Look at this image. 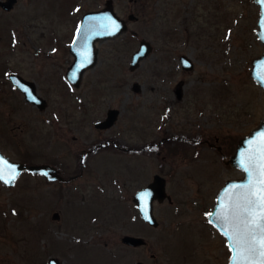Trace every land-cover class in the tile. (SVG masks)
I'll use <instances>...</instances> for the list:
<instances>
[{
    "label": "rangeland",
    "instance_id": "obj_1",
    "mask_svg": "<svg viewBox=\"0 0 264 264\" xmlns=\"http://www.w3.org/2000/svg\"><path fill=\"white\" fill-rule=\"evenodd\" d=\"M105 1L17 0L11 11L0 9V149L78 175L60 184L24 171L12 187L0 183V264H47L49 257L61 264H178L183 250L200 247L215 264L230 250L207 215L225 182L244 176L223 159L264 119V92L250 74L251 60L264 52L259 7L254 0H112L128 28L96 43L95 66L73 88L65 78L70 42L82 14ZM141 39L153 50L130 71ZM181 54L191 70L182 69ZM10 73L39 84L50 111L26 104ZM61 108L69 150L57 137L38 147L52 133L49 113ZM109 108L119 115L101 132L94 123ZM156 173L177 206L155 202L153 227L132 196ZM124 235L146 244L125 246Z\"/></svg>",
    "mask_w": 264,
    "mask_h": 264
},
{
    "label": "water",
    "instance_id": "obj_2",
    "mask_svg": "<svg viewBox=\"0 0 264 264\" xmlns=\"http://www.w3.org/2000/svg\"><path fill=\"white\" fill-rule=\"evenodd\" d=\"M254 1L259 6V15L257 20L258 28L256 34L258 39L264 45V0ZM16 2L17 0H2L0 1V8L5 11H10L13 9ZM127 19L129 21H136L137 17L130 13ZM127 28L128 26L126 21L115 13L112 0H106L104 7L100 10L88 11L84 13L77 33L70 44V51L74 56V62L66 71L67 80L75 87H78L81 83L84 71L93 67L97 61V49L95 47V42L119 36L124 33ZM152 49L153 47L148 40L141 39L137 49L133 51L131 55L129 70L134 71L137 69L140 66V62L152 52ZM180 63L184 70H191L193 68V62L185 55H181ZM251 65V77L257 84L263 87L264 92V52L261 55L254 57L251 60ZM73 74H75V76ZM9 79L13 86L18 88L24 94V98L27 102L36 104L40 108L44 107L45 101L38 95L33 82L24 79L16 73L10 74ZM132 89L133 91H137L139 89V84L136 82L133 83ZM178 97H180L179 93ZM118 115V109H110L108 110L106 118L102 122L96 123L95 126L100 129H107L115 123ZM261 133H264V119H262L258 126L252 129L248 135L239 139L234 153L228 159H223L224 163L230 164L232 167L241 170L244 173V176L241 179H230L225 182L224 186L219 190L216 196L212 211L208 215L209 222L212 223L222 235V224L217 219L221 211V202L227 201L228 197L226 195V190L231 191L229 187L230 185H241L247 182L248 174L243 170L241 160L247 159L250 147H255V144H250V141H256ZM24 169H27L34 174H40L48 181L54 182L62 180L58 171L50 165L39 164L27 166L18 162L10 161L0 152V181L4 186H13L16 179ZM13 172L15 174V179L10 180ZM5 180H10V182L6 183ZM142 193H148L146 201L140 198ZM132 198L138 208L140 217L150 226L157 227L159 223L153 213V203L154 201L161 203L164 199H170V196L166 191V179L159 174H155L147 185L135 192ZM53 218L58 219V214L54 213ZM225 238L229 248L231 249L232 241L227 237ZM121 242L130 247H139L146 244L145 238L133 235L122 236ZM234 256L235 253L231 251L229 264H231ZM48 264L61 263L57 258L51 257L48 259ZM136 264L144 263L138 261Z\"/></svg>",
    "mask_w": 264,
    "mask_h": 264
},
{
    "label": "snow or ice",
    "instance_id": "obj_3",
    "mask_svg": "<svg viewBox=\"0 0 264 264\" xmlns=\"http://www.w3.org/2000/svg\"><path fill=\"white\" fill-rule=\"evenodd\" d=\"M250 144L255 147H250L247 159L241 160L248 180L229 186L228 199L221 202L217 217L223 235L232 241L230 251L235 256L231 264H264V133ZM14 179L13 172L10 180ZM147 196L148 193H142L140 198L146 201Z\"/></svg>",
    "mask_w": 264,
    "mask_h": 264
},
{
    "label": "flooded vegetation",
    "instance_id": "obj_4",
    "mask_svg": "<svg viewBox=\"0 0 264 264\" xmlns=\"http://www.w3.org/2000/svg\"><path fill=\"white\" fill-rule=\"evenodd\" d=\"M130 2H132V1H130ZM80 23H81V19H80V21H79V24H78V26L80 25ZM106 40H109V39H106ZM103 41H105V40H103ZM100 42H102V41H100ZM97 43V42H96ZM96 43H95V45H96ZM96 49H97V56H98V48L96 47ZM68 50H69V52L71 53V51H70V46H69V48H68ZM71 55L73 56V54L71 53ZM181 55H184V54H181ZM181 55L179 56V59H180V57H181ZM73 62H74V56H73V60H72V62L66 67V69H65V78H66V71L68 70V68L73 64ZM95 66V65H94ZM93 66V67H94ZM92 68V67H91ZM88 69H90V68H88ZM87 69V70H88ZM85 72V71H84ZM11 74V73H10ZM9 74V75H10ZM9 75H8V80H9V82H10V84H11V86H12V88L14 89V90H16L17 92H19L20 93V95H21V97H22V99L24 100V102L26 103V104H28V105H31V106H33L34 108H36L37 110H38V112L39 113H44L45 111H50V109H49V107H48V104H47V101H46V99H44L43 97H42V95L41 94H39V92H38V85L34 82V81H32V80H28V81H31V82H33V84H34V86H35V88H36V91H37V93H38V95L39 96H41L43 99H44V101H45V105H44V107L43 108H40L38 105H36V104H32V103H30V102H27L26 100H25V98H24V94L18 89V88H15L13 85H12V83H11V81H10V79H9ZM27 80V79H26ZM67 80V79H66ZM67 84L68 85H70L71 87H73V88H77V87H75L73 84H71L68 80H67ZM80 85V84H79ZM79 87V86H78ZM110 109H112V108H109V109H107V111H106V115H105V117H104V119L106 118V116H107V113H108V110H110ZM59 112H61V114L59 113ZM59 113V114H58ZM64 118H68V114H67V110H63V108H61L60 110H58V111H56V112H54V111H52V112H50L49 113V116H48V119H47V125H48V127L52 130V133L50 132V130H49V132H48V134H47V136L45 137V142L42 144V143H39L38 142V147H40V148H44V147H51L52 146V142H55V140H53L52 141V139L53 138H55V137H57L58 138V141H59V143H60V145L61 146H63V147H65V150L66 149H68L69 150V146H67V144H66V140H65V138H64V130H65V125H62L61 123H59V122H61V121H63L64 120ZM100 120H98L97 122H95L94 123V126H95V124L96 123H98ZM102 121H103V119H102ZM101 121V122H102ZM54 124H57V128L56 129H53V125ZM95 128H97L96 126H95ZM110 128V127H109ZM109 128H107V129H100V128H97L99 131H107ZM76 137H73V140H76L75 139ZM62 140V141H61ZM64 141V142H63ZM9 145H11V141L10 142H7ZM108 144H110V141L109 142H105V143H102V144H100V146H107ZM89 148H91V147H89ZM88 148V149H89ZM145 149H147L148 147L147 146H145L144 147ZM87 149V150H88ZM86 149L85 148H83V150H80V153L81 152H83V151H85ZM219 150V149H218ZM0 152L3 154V155H5L8 159H10V160H12V161H14V162H18V163H21V164H24V165H27V166H29V165H39V164H46V165H50V166H52V167H54L57 171H58V174L62 177V180L61 181H59V180H57V181H54V182H52V181H48L44 176H42V175H40V174H34V173H32V172H30V171H28L27 169H24L23 171H22V173L24 172V171H27V172H29L31 175H33V176H35V177H37V179H38V181H40V182H43V181H47L48 183H60V184H62V183H64V184H70L71 182H73L72 180H74V179H76V177L78 176V175H76V176H68L67 177V175H64V173H61V171L59 170V168H58V166H57V163L55 162H52V163H50V162H46V161H37V162H35L32 158L30 159V160H28V161H19V160H15V159H13V158H11L8 154H6L2 149H0ZM83 159H84V157L82 156L81 157V164L83 163ZM84 164L85 163H83L82 165L84 166ZM84 168H85V166H84ZM21 173V174H22ZM81 173H83V171L82 172H80V177H81ZM20 174V175H21ZM158 174V173H157ZM19 175V176H20ZM155 175V174H154ZM153 175V176H154ZM64 176L65 177H67V178H64ZM152 176V177H153ZM167 182V181H166ZM7 188V187H6ZM140 189V188H139ZM134 195V194H133ZM169 196H170V199H164V201L163 202H161V203H159V204H163L164 202H166V205L167 206H169V207H172L173 208V206L174 207H176L177 205H176V202H175V200L172 198V196L170 195V194H168ZM133 197V196H132ZM132 201H133V198H132ZM158 203L157 201H154V203ZM134 203V202H133ZM154 203H153V208H154ZM135 204V203H134ZM136 206V205H135ZM136 208H137V206H136ZM137 210H138V208H137ZM205 212L206 211H204V214H205ZM138 213H139V211H138ZM203 214V215H204ZM139 216H140V214H139ZM208 216V215H207ZM141 218V217H140ZM141 220L143 221V219L141 218ZM144 222V221H143ZM147 224V223H146ZM148 225V224H147ZM224 251H225V254L224 255H221L220 256V259L215 263V264H228L229 263V260H228V257H229V254H228V251H227V249H224ZM141 262V261H140ZM178 264H212V262H211V260L209 259V255L208 254H206L205 253V250H204V248H202V247H200V248H188V249H185V250H183L181 253H180V255H179V258H178Z\"/></svg>",
    "mask_w": 264,
    "mask_h": 264
}]
</instances>
